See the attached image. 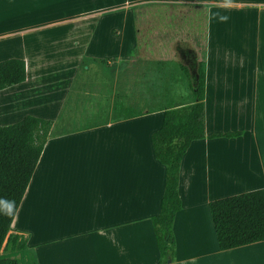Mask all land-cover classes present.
<instances>
[{
    "label": "crops",
    "instance_id": "obj_1",
    "mask_svg": "<svg viewBox=\"0 0 264 264\" xmlns=\"http://www.w3.org/2000/svg\"><path fill=\"white\" fill-rule=\"evenodd\" d=\"M190 5L205 10V134L240 135L194 141L182 158L176 264H264V241L219 250L208 206L264 188V0H0V61L26 67L23 83L0 91V114L53 121L12 227L38 264H158L151 218L160 212L165 168L150 137L163 111L115 118L120 105L140 112L141 100L110 87L111 67L101 65L139 58L130 10ZM168 18L150 25H180ZM43 211L64 222L45 239L28 225L47 217Z\"/></svg>",
    "mask_w": 264,
    "mask_h": 264
},
{
    "label": "trees",
    "instance_id": "obj_2",
    "mask_svg": "<svg viewBox=\"0 0 264 264\" xmlns=\"http://www.w3.org/2000/svg\"><path fill=\"white\" fill-rule=\"evenodd\" d=\"M184 27H181L183 36L176 33L170 40H186L187 28ZM202 37L205 41V29ZM198 58L196 79L190 83L191 102L168 101L148 111H163L162 125L150 137L154 158L165 168L160 212L151 218L159 254L158 264H176L173 223L182 206L178 186L184 154L194 141L240 135L239 132H227L206 136L205 58L204 55ZM179 68L190 80L189 69L182 64ZM25 80L23 60L12 58L0 61V91ZM113 114L115 118L124 119L144 115L128 105L115 107ZM52 125V120L29 114L15 123L0 125V264H37L35 254L26 246V238L9 232ZM208 206L219 250L264 241V188L216 199ZM28 254H31L33 262L27 258Z\"/></svg>",
    "mask_w": 264,
    "mask_h": 264
},
{
    "label": "rangeland",
    "instance_id": "obj_3",
    "mask_svg": "<svg viewBox=\"0 0 264 264\" xmlns=\"http://www.w3.org/2000/svg\"><path fill=\"white\" fill-rule=\"evenodd\" d=\"M113 1L114 0H111V2ZM159 7L162 8V6L155 8H152V6H141L134 8V10H130L128 13V16H132L138 21V26H136V29L139 30L137 32V39L132 45L133 50L139 51V58L137 60L112 64H109L106 60L102 65L100 64L101 66L105 65L111 67L109 77L113 79V81H111L110 87L112 86L114 89L123 87L122 90L124 92L134 93L136 96H139L141 106H138V108L143 113L163 105L168 101L185 104L190 103L192 96L189 85L190 83H194L196 79L195 71L197 61H199L198 56L204 55L205 58V46L202 37L205 29V10L203 7L195 5L183 7L173 6L172 8L165 7L162 9ZM171 14L179 18L177 23L179 22L180 24L171 31L165 32L159 28L155 30L153 26L150 25H153L157 19H169L168 17ZM233 18L236 20L242 17L239 14H235ZM197 23L200 25H196ZM183 26L187 28L186 38L188 40L183 42H170V36L174 31H176L178 35L183 36L184 30L183 28L181 29ZM236 26L238 29H244V24L242 22L237 23ZM150 28H153L154 32H151ZM248 30L250 31L251 29ZM149 52H152L151 56ZM171 53L173 54V58L170 57ZM163 55H166V57ZM169 58L171 59L170 61ZM156 63L158 65H156ZM179 63L189 68L191 72L190 81L179 68ZM83 64H81L82 71ZM92 80L93 79H89L87 80L88 82H83L84 84H82L81 87L78 86L77 98H83V93H87L89 82ZM116 83H118V85H115ZM85 101H87L86 98L84 99V102ZM22 112L23 110L20 112L18 111L16 114H0V123L3 125L15 123L20 120L18 118ZM84 125L85 124H82L81 126ZM53 135L55 136L56 133ZM43 212L47 213V217H43L42 219L36 218L37 220L33 219L28 222V225L32 227H36L37 225L39 229H37V237L45 239L54 235L53 228L56 223L61 222L63 225L64 222L61 218H53L52 212ZM39 214H41V212H39ZM13 222L11 224V229L13 227ZM22 222L24 224L27 223L24 219ZM12 231L14 230L12 229L9 234L15 233ZM27 258L33 262L31 254H28ZM50 258H52V254L47 252L46 259L49 261ZM99 261L100 260H98V262Z\"/></svg>",
    "mask_w": 264,
    "mask_h": 264
},
{
    "label": "clouds",
    "instance_id": "obj_4",
    "mask_svg": "<svg viewBox=\"0 0 264 264\" xmlns=\"http://www.w3.org/2000/svg\"><path fill=\"white\" fill-rule=\"evenodd\" d=\"M221 20H222V21H226V20H227V17H223V16H222V17H221Z\"/></svg>",
    "mask_w": 264,
    "mask_h": 264
},
{
    "label": "water",
    "instance_id": "obj_5",
    "mask_svg": "<svg viewBox=\"0 0 264 264\" xmlns=\"http://www.w3.org/2000/svg\"><path fill=\"white\" fill-rule=\"evenodd\" d=\"M168 263H169V261H168Z\"/></svg>",
    "mask_w": 264,
    "mask_h": 264
}]
</instances>
